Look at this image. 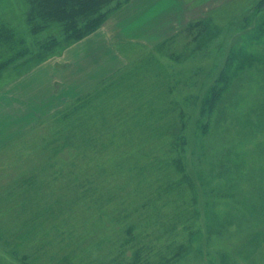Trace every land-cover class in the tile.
Masks as SVG:
<instances>
[{
    "label": "rangeland",
    "instance_id": "rangeland-1",
    "mask_svg": "<svg viewBox=\"0 0 264 264\" xmlns=\"http://www.w3.org/2000/svg\"><path fill=\"white\" fill-rule=\"evenodd\" d=\"M190 1L185 20L174 23L177 26L167 34L162 30V38L151 44L122 45L127 64L102 82L105 89L114 84L113 92L92 103L99 109L115 106L108 111L114 116L102 121L101 131L94 130V125L88 132L97 133L103 142L86 145L77 140L81 126H75L79 124L76 114L61 117L74 100L0 148V250H46L35 264H53L62 254L49 246L41 249L40 234L72 229L83 236L82 247L89 248L91 256L105 252L102 245L96 251L95 245L104 235L114 233L105 221L110 217L101 222L85 205H73V190L85 183L99 192L123 184L129 163L119 160L158 142L150 126L133 127L122 124L124 120L137 118L144 125L162 116L166 120L168 114L159 110L167 111V102L176 94L179 105L192 94L189 109L193 107V116L184 133L188 168L197 188V218L191 227L195 233L190 250L172 264H264V6L256 8L263 0ZM28 65L19 70L9 67L8 73L2 70L0 87L33 68L27 70ZM160 76L159 109L160 95L153 89L160 85ZM120 77L122 84L117 86L115 79ZM126 86L131 90L122 89ZM150 92L154 109L148 114L138 109L130 116L129 108L146 106L142 101L150 98ZM206 95L209 98L203 100ZM202 100L213 111L207 121L197 122ZM176 118L170 134L181 127ZM176 204L170 201L162 212L170 214ZM46 206H52L53 212L33 217ZM25 219L35 220L24 227ZM26 234L30 239L21 240ZM102 243L106 246L108 241ZM0 264H5L1 256Z\"/></svg>",
    "mask_w": 264,
    "mask_h": 264
},
{
    "label": "trees",
    "instance_id": "trees-1",
    "mask_svg": "<svg viewBox=\"0 0 264 264\" xmlns=\"http://www.w3.org/2000/svg\"><path fill=\"white\" fill-rule=\"evenodd\" d=\"M127 1L0 0V77L1 71L8 73L9 67L19 70L21 66L29 63L28 70L56 53H60L99 28L109 13ZM263 6L264 0L258 3L257 11ZM121 81V77L118 81L115 79L116 85L120 86ZM161 82L160 76V85L153 86H158L153 90L155 94L160 95L159 100L156 101L159 109L163 94ZM103 84H99L91 93L71 103L61 116L71 118L76 114L74 116L79 124L75 126H81V134L77 140L86 145L92 144L94 140L103 142L100 137L95 136L97 133L89 134L88 132L92 131L94 125H96L94 130L101 131L104 127L102 121L114 116L108 111L115 106L99 109L92 104L94 100L104 97L109 91L113 92L115 88L114 84H110L105 89ZM122 89L131 90L130 86ZM176 95L175 99L167 102V111L166 108L159 110L163 114H168L166 120H163L162 116L157 121L144 125L146 123H139L134 120L137 118L131 117V120L125 119L122 123H131L133 127L135 125L150 126L152 130H155L151 135L158 139L157 144L151 143L148 147H140L136 153L119 160V162L129 163L123 184L115 185V188L107 187L102 192L97 190V192L91 188L90 184L85 183L77 186L72 192L75 198L73 205L78 207L85 205V210L94 211L101 222L103 217H110L105 221L114 233L104 235V239L97 241L95 245L96 251H100L99 248L102 245L105 247V252L99 256H91L87 251L89 248L82 247L83 236L76 234L72 229L71 231H54L50 236H47L48 233H42L39 238L40 248L49 246L52 252L62 254L53 264H172L190 250V243L195 233L191 227L195 225L197 218L195 210L197 188L192 172L188 168L185 149L187 139L184 129L187 120L193 116V107L189 109L192 104L189 101L193 97L192 94H187L183 97L184 105H179L181 102ZM148 96L150 98L142 101L146 106L129 108L130 116H133L138 109L146 114L154 109V96L151 92ZM214 96L215 94L212 98ZM207 98L209 96L206 95L203 100ZM203 100L199 108L200 119L197 122L207 121L213 111V106L206 104ZM87 107L89 108L85 112H80V109ZM171 113H173L172 116H170ZM94 117L97 119L92 122L91 119ZM176 117L182 123L181 127L175 134H170ZM167 135L169 139L166 138ZM104 145L105 143H99L100 147ZM125 184L128 186L127 189L124 187ZM170 201L178 204L167 215L162 210ZM108 204H112L113 207L109 208ZM48 212H53L52 206L37 210L33 217H42ZM34 220L25 219L22 225L24 227L32 225ZM41 221L43 220L39 219L37 222ZM74 227L71 228L74 229ZM179 227L181 228L179 231H182L181 235L178 231ZM106 228H108L107 225L104 229ZM165 236H172V239L166 240ZM23 238L30 239V235H22L21 240ZM104 240L108 241L106 246L102 243ZM41 251L0 250V256L5 260V264H35V260L46 250ZM55 258L52 255V259L55 260Z\"/></svg>",
    "mask_w": 264,
    "mask_h": 264
},
{
    "label": "crops",
    "instance_id": "crops-1",
    "mask_svg": "<svg viewBox=\"0 0 264 264\" xmlns=\"http://www.w3.org/2000/svg\"><path fill=\"white\" fill-rule=\"evenodd\" d=\"M190 4V0H129L60 55L6 81L0 87V148L121 70L128 61L123 46L162 38L185 20Z\"/></svg>",
    "mask_w": 264,
    "mask_h": 264
}]
</instances>
